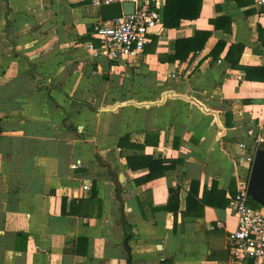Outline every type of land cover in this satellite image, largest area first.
Returning <instances> with one entry per match:
<instances>
[{
    "label": "crops",
    "instance_id": "obj_1",
    "mask_svg": "<svg viewBox=\"0 0 264 264\" xmlns=\"http://www.w3.org/2000/svg\"><path fill=\"white\" fill-rule=\"evenodd\" d=\"M165 5L145 52L111 61L89 0H0V264H227L264 83L226 56L264 68V8L203 0L168 30ZM197 31L205 48L170 62Z\"/></svg>",
    "mask_w": 264,
    "mask_h": 264
},
{
    "label": "built area",
    "instance_id": "obj_2",
    "mask_svg": "<svg viewBox=\"0 0 264 264\" xmlns=\"http://www.w3.org/2000/svg\"><path fill=\"white\" fill-rule=\"evenodd\" d=\"M100 8L106 5L133 3L135 11L131 15L94 26L92 35L99 47H88L97 55L111 61L127 57L141 56L149 43V37L157 34L163 27L162 9L165 0H89ZM258 7L264 8V0H255ZM248 142L240 147L249 151L246 159L248 177L240 180L239 190L232 199L231 207L237 227L230 232L228 246L230 258L227 264H264V206L251 204L248 195V178L255 152L264 149V132L250 128L246 133ZM85 185L84 189H89Z\"/></svg>",
    "mask_w": 264,
    "mask_h": 264
},
{
    "label": "trees",
    "instance_id": "obj_3",
    "mask_svg": "<svg viewBox=\"0 0 264 264\" xmlns=\"http://www.w3.org/2000/svg\"><path fill=\"white\" fill-rule=\"evenodd\" d=\"M203 0H166V5L164 9V27L166 29H176L182 26L184 21H194L200 17L202 9ZM228 20V19H226ZM226 20H223L226 22ZM211 23L215 28H219V23L216 20H212ZM212 33L206 31H197L195 36L189 39H179L176 41V53L171 58L168 59L170 62L174 63L176 61H185L192 53H198L202 51L207 42L209 41ZM224 45L216 46L213 52L216 54L221 53ZM244 51L241 46H232L226 56V60L231 64L233 68L243 69L246 72V79L249 81H258L264 83V68H253V67H242L239 65V60ZM160 60L164 61L163 57ZM258 74L259 76H255ZM1 132V127H0ZM129 140V137H123L120 140V147H124L125 142ZM130 168L135 170V166L132 165L131 159H128ZM152 165V164H151ZM152 178V177H150ZM236 194H234L235 196ZM178 193L176 191H170V201L169 204L164 208L165 211L177 213L178 210ZM253 206L257 204L251 202Z\"/></svg>",
    "mask_w": 264,
    "mask_h": 264
},
{
    "label": "water",
    "instance_id": "obj_4",
    "mask_svg": "<svg viewBox=\"0 0 264 264\" xmlns=\"http://www.w3.org/2000/svg\"><path fill=\"white\" fill-rule=\"evenodd\" d=\"M103 22L113 21L124 15H131L135 11L133 3L124 5L112 4L99 8ZM111 172V167L108 166ZM248 195L252 202L264 206V149H258L254 155V161L248 178Z\"/></svg>",
    "mask_w": 264,
    "mask_h": 264
}]
</instances>
